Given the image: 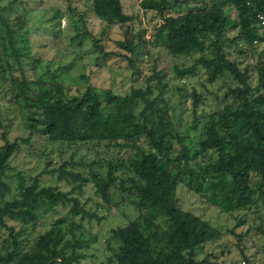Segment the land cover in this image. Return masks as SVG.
Here are the masks:
<instances>
[{"label": "trees", "instance_id": "1", "mask_svg": "<svg viewBox=\"0 0 264 264\" xmlns=\"http://www.w3.org/2000/svg\"><path fill=\"white\" fill-rule=\"evenodd\" d=\"M228 3L236 10L235 23L239 28L233 41L257 46V18L263 12L264 0H215L203 9L176 15L167 12L172 6L168 0L140 1L143 10L159 13L155 41L161 42L172 56L194 54L205 38L212 39L211 56L200 57L187 68H175L176 77L192 75L199 63L208 82L228 72L240 84L230 91L235 105L224 106L202 123L198 148L193 153L181 144L179 153L173 156L174 141H181L168 115L171 107L163 97V86L156 97H151L149 84L123 96L110 89L98 93L90 86L70 95L69 89L56 81L37 80L30 84L36 85L38 92L27 96L19 90L14 95L23 100L27 109V128L41 132L46 141L64 143L74 151H104L106 155L90 162L81 158L78 162L62 163L58 180L75 182L70 192L40 186L37 179L28 185L17 180V196L0 205V225L5 227L4 220L8 219L19 222L21 228L17 232L9 228L10 251L0 257V263L17 259V264H74L85 257L83 251L88 249L90 240L82 232L76 235L73 230L77 226L72 222L63 229L60 225L66 222L65 218L56 220L32 240L27 232L58 205L72 204L69 213L73 216L86 213L79 200L71 196L75 191L81 192L87 181L85 175L96 182L95 194L107 203L113 188L131 193L130 203L146 225L145 229L137 220H131L110 231V238L120 242L113 256L115 264H211L195 260V249L219 238L220 232L177 205L176 192L181 184L224 213L264 206V96L249 95L252 88L247 82V71H240L223 52L222 46L228 41L224 30L231 25L228 12L223 9ZM88 8L106 26L131 20L123 12L120 0H89ZM55 12L59 13L57 8ZM10 13V7L6 11L0 6V81L7 77L13 81L11 69L16 66L21 71L22 58L28 55L24 45H19L28 36L23 27L26 21L22 16L11 21ZM92 41L96 59L106 57L99 41ZM117 45L134 55L132 41ZM127 59L131 62V57ZM257 80L258 86H264V64L257 70ZM192 98L196 107L200 98L195 93ZM17 146V142L0 146V198L10 192L6 184L7 162ZM68 163L84 167L83 172L87 173L63 170ZM252 174L258 175L259 180L251 182ZM25 234L27 238L23 237Z\"/></svg>", "mask_w": 264, "mask_h": 264}, {"label": "rangeland", "instance_id": "2", "mask_svg": "<svg viewBox=\"0 0 264 264\" xmlns=\"http://www.w3.org/2000/svg\"><path fill=\"white\" fill-rule=\"evenodd\" d=\"M12 1L0 0V6L6 11L11 8V21L18 16L26 21L23 27L27 29L28 36L19 45H24L28 55L22 58L21 71L16 66L11 69L13 81L9 77L0 81V146L5 142L18 144L7 162L9 168L6 184L10 192L0 198V205L17 196L18 179L24 185L37 179L40 186H54L62 192H70L76 185L75 182L58 180L62 163L78 162L81 158L90 162L106 155L104 151L95 153L87 148L74 151L71 146L61 142H48L41 132L28 129L25 124L28 121L27 109L23 100L20 97L14 98V95L19 90L24 91L27 96L38 92L36 85L30 84L31 81H56L65 90L69 89L70 95L90 86L98 93L110 89L114 94L123 96L131 89H144L149 84L151 97H156L163 86L166 89L163 97L171 107L168 115L177 132V139L181 141H174L176 151L173 156L179 153L181 144L190 153L195 152L200 128L207 117L221 111L226 105H235L230 91L240 84L228 72L210 83L204 68L198 63L192 75L175 76V68L184 69L195 64L200 57H210L214 49L212 39L205 38L201 49L194 54L172 56L161 42L155 41L156 27L160 23L159 13L143 10L140 7L141 0H120L123 12L131 20L123 25L108 26L93 17L88 8L89 0H16L10 5ZM168 1L172 6H169L170 11L167 12L176 15L188 10L203 9L215 0ZM56 8L59 13L55 12ZM223 9L228 12L231 22L224 30V36L229 42L222 46L223 52L240 71H247V82L252 88L249 95L264 96V86H258L257 80V70L264 64V45L249 47L233 41L239 32L235 23L236 10L230 3ZM92 40L99 41L98 45L102 47L106 57L96 59L98 55ZM122 41H132L135 44L133 56L117 45V42ZM130 57L131 62L127 59ZM16 79L27 82V87ZM193 93L200 98L196 107L193 106ZM179 164L182 165L183 162ZM83 169L84 167L77 164L71 166L69 163L63 168L85 175L87 170L83 172ZM84 177L87 181L81 192L75 191L71 196L79 200L86 213L73 216L69 213L72 204L58 205L39 219L34 228H28V237L32 240L37 234L46 231L53 222L65 218L66 222L60 225L63 229L72 222L73 226H77L73 232L76 235L82 232L83 237L90 240L88 249L83 251L85 257L74 264H115L113 256L120 247V242L110 238V231L125 226L131 220H137L145 229L146 225L143 218L138 217L139 211L130 203L131 193H120L113 188L110 203H107L100 195L95 194L96 182L90 179L91 176ZM250 180L256 182L259 176L252 174ZM176 197L181 209L220 232L219 238L196 247L195 260H205L211 264H264V206L224 213L184 184L179 185ZM4 223L5 227L0 225V257L10 251L7 247L11 232L9 228H12V232L21 228L17 221L6 219ZM66 236L70 237V234L67 233ZM23 237L27 238L26 234ZM9 264H17V259ZM54 264L59 263L55 261Z\"/></svg>", "mask_w": 264, "mask_h": 264}, {"label": "built area", "instance_id": "3", "mask_svg": "<svg viewBox=\"0 0 264 264\" xmlns=\"http://www.w3.org/2000/svg\"><path fill=\"white\" fill-rule=\"evenodd\" d=\"M258 24H259V34H260V39L256 44H261L264 45V7H263V12H261L258 15Z\"/></svg>", "mask_w": 264, "mask_h": 264}]
</instances>
